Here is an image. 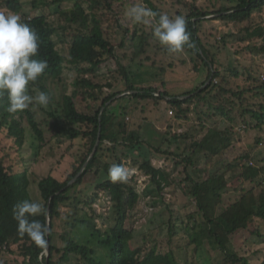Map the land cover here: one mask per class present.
I'll list each match as a JSON object with an SVG mask.
<instances>
[{
    "label": "trees",
    "instance_id": "16d2710c",
    "mask_svg": "<svg viewBox=\"0 0 264 264\" xmlns=\"http://www.w3.org/2000/svg\"><path fill=\"white\" fill-rule=\"evenodd\" d=\"M42 1L45 13L28 16L23 14L24 4L21 0H0V7L14 15L0 14V52L4 55L0 63V76L4 82L7 72L5 68L10 59L15 61L16 56L6 44L13 29L24 30L21 47L29 62L24 64L25 70L31 73L33 66H37L42 75L36 81H41L46 75L61 80L67 62L73 66L87 65L91 71L88 74H80L75 83L76 91L64 94L60 101L54 99L44 84L39 86L48 100L49 108L43 109V112L47 115L46 123L50 132L73 143L80 141L82 147L65 179H58L50 174L39 180L38 189L44 204L38 212L30 196L27 172L14 173L11 167L5 165L6 156L0 157V251L18 245L23 264H67L71 257L76 259V264H157V258L165 264H178L173 250L181 249L171 243L172 226L169 230L168 251H161L158 241L154 242L149 251L142 247H132L134 232L126 226L130 213L138 206L143 195L150 197L154 194L160 195L163 191L159 180L160 169L153 163V158L171 160L170 157L174 156V153L169 149L164 150L161 146L156 147L136 134L131 135V124L126 120V107L121 106L119 102L125 99L153 100L158 106L160 101H165L168 106L174 108L177 119L186 121L192 113L191 105L205 102L210 110L215 111L214 116L222 117L224 124L233 122L235 113H240L243 118L249 117L255 128L264 130V80L253 75L247 68L244 73L228 68L223 75L216 70L215 58L203 46L199 36L201 24L209 19V16H214L216 20L243 24L252 20L255 13H264V0H225V3L230 5L222 4L220 8L215 5L213 10L198 6V0H176L187 13L179 14L182 18L179 29L171 34V37L176 45L195 56L208 68L209 75L204 82V88H192L175 96L165 90L160 92L153 88L136 89L129 72L118 62L122 80L126 84L125 91L132 93L121 98L116 97L125 91H112L113 84L104 83L103 78L96 74V69L108 58L115 57V47L109 38L110 30L122 29L132 40L139 39L136 58L145 53V47L149 45L147 36H139L138 25L131 32L127 24H122L126 18L125 6L116 7L119 0ZM85 1H95L91 11L84 7ZM68 2H73L74 6L62 9ZM145 2L149 4L157 25L168 31L161 11L149 0ZM38 6L39 2L34 1L33 7ZM52 9L55 10L54 14L66 17L71 25H77L69 60L60 53L54 40L56 29L48 19ZM244 32V35L236 37L240 42L249 43L244 50L264 55V22L246 27ZM256 38L261 40V44L252 43ZM229 76L231 78H228ZM243 76H246V84L243 87H231L232 78ZM218 78L220 83L215 82ZM209 80L211 81L207 84ZM22 81H27V77L22 76ZM162 85L166 88V83ZM28 86L32 88L34 85L28 83ZM30 93H33V89H30ZM185 96L190 97L183 98ZM32 108L26 106L21 96L17 97L13 90L0 93V126L5 127L8 136L22 148L26 130L21 120L26 119L41 150L46 145L45 134ZM243 122L249 125L247 120ZM99 135L97 152L88 162ZM174 137L179 140L188 138V135L180 134ZM165 141H169L168 136L164 138L163 143ZM121 148L145 151L141 162H132V167L138 168L150 179L152 187H147L143 193L139 192L137 176L124 177L125 165L118 154ZM191 148L193 153L199 152L200 143L194 141ZM218 155L217 151L211 154L212 157ZM250 160V153L244 152L225 166L222 172L210 174L208 179L200 182L195 181L189 172L185 171L186 181L192 184L189 193L197 206V212L189 216L195 225H186L184 228L189 235V246L194 245L195 251H198L205 240L211 241L224 254L218 264H250L246 257L234 250L232 237L248 230L260 236L256 223L264 221V189L259 194H256V191L264 183V166H251ZM184 161L193 164L191 156L184 157ZM86 162L88 164L82 171ZM236 171H239V176H236ZM80 172L82 173L77 178ZM228 173H231V178L227 177ZM90 178L94 182L85 184ZM73 179L76 181L69 185ZM246 182L252 184L250 189H244ZM231 186L235 187V191L241 189L243 194L232 205L227 206L223 192ZM88 193H92L91 196ZM101 193L110 198L116 214L115 224L105 231L97 227L95 212L92 210ZM67 205L71 212L65 218L67 222H64V225L67 228L60 236L64 242L60 246L57 242V236L60 235L57 226L63 217L62 208ZM82 205L90 210H85ZM243 206L244 213L241 216L228 217L232 209L241 210ZM48 209L51 220L49 255L46 253ZM9 227L15 230L9 231ZM68 228L71 230L68 231ZM261 264H264V261Z\"/></svg>",
    "mask_w": 264,
    "mask_h": 264
},
{
    "label": "rangeland",
    "instance_id": "374dc122",
    "mask_svg": "<svg viewBox=\"0 0 264 264\" xmlns=\"http://www.w3.org/2000/svg\"><path fill=\"white\" fill-rule=\"evenodd\" d=\"M21 1L24 4L23 14L34 16L45 13L41 5L42 0ZM34 1L39 2L38 8L33 7ZM93 2H84L87 11L92 10ZM149 2L161 11L168 31L157 25L152 10L145 0H119L116 7L125 6L124 16L126 18L122 24H127L131 28V32L138 25L139 36L143 34L147 36L149 45H146L145 53L136 58L135 52L139 49V39L132 40L131 36L122 29L116 28L114 31H108L105 28L115 47V57L108 58L101 67L96 69V74L103 78L104 83L113 84L112 91L116 92L126 90L118 62L127 69L136 89L153 88L160 92L165 90L175 96L186 93L192 88H204V82L207 81L209 75L208 68L195 56L176 45L171 37V34L176 33L179 29L182 19L179 14L187 13L185 8L179 6L176 0H149ZM196 4L210 10L216 6L220 8L222 4L230 5L225 3V0H198ZM73 6V2H68L62 6V9H69ZM54 12L55 10L52 9L51 15H48L50 24L56 29L54 40L60 53L69 60L73 37L78 28L77 25H71L66 17L54 14ZM0 14L14 16L2 7H0ZM208 18L202 22L199 36L203 46L215 58L216 70L224 75L228 68L236 69L241 73H244L247 68L253 75L264 80V55L244 50L249 43L236 39L238 35H244L246 27L264 22V13H255L252 20L243 24L216 20L212 15ZM23 34L24 30L13 29L12 36L7 40V46L16 57L15 61L10 59L8 68H5L7 72L4 82L0 76V93L13 90L17 97L21 96L26 106L33 107L37 121L41 124L45 134L46 145L43 149H39V142L27 120L22 119V126L26 130L22 148H19L15 140L8 136V130L0 126V157L6 156L5 165L11 167L14 173L27 172L30 181V196L33 205L36 204V212H38L44 204L38 189L39 180L50 174L58 179H65L71 172V165L77 160L82 147L80 141L73 143L67 138L56 137L50 132L46 123L47 115L43 112V109L49 108L48 100L39 86L44 84L54 99L60 101L64 94H72L76 91L75 83L78 76L88 74L91 69L87 65L76 64L73 66L67 62L61 80H55L46 75L41 81H36L42 75L39 68L33 66L31 73H27L25 70L24 64L29 62L21 47ZM252 43L261 44V40L256 38ZM3 58L4 55L0 52V63ZM22 76H26L27 81H22ZM245 81L246 76L232 78L230 80L231 87L234 89L243 87L246 84ZM215 82L220 83V78ZM28 83L34 86L30 88ZM163 83H166V88L163 87ZM30 89H33V93H30ZM127 94L132 93L125 91L121 97ZM119 103L126 107V120L131 124L129 128L131 135L136 134L152 142L154 146H161L164 150L169 149L174 153V156L170 157L171 160L153 158V163L160 169L159 180L163 191L160 195L154 194L150 197L143 195L138 206L130 213L126 226L134 232L135 238L132 247H142L145 251H149L154 242L158 241L160 250L168 251L169 230L172 226L171 243L181 249L180 251L173 250L178 264H218L224 258V254L211 241L205 240L204 245L198 251H195L194 245L189 246V235L184 228L186 225H195L189 216L197 212V206L189 193L192 184L186 181L185 171L187 170L195 181H204L209 178L210 174L222 172L225 166L235 161L244 152L250 153L249 163L251 166H264V130L255 128L254 122H251L249 117L243 118L240 113H235L233 122L229 121L224 124L222 117L214 116L215 111L210 110L205 102L191 105L192 113L189 115L188 121L177 119L176 111L165 101H160L158 106L153 100L125 99ZM170 111H173L174 114H171ZM244 120H247L249 125H245ZM180 134H187L188 138L175 139L174 136ZM166 136L169 141L163 143ZM194 141L200 143L197 153H193L191 148ZM214 151H217L219 155L212 157L211 154ZM144 152L140 149L131 151L126 148H121L118 151L125 165L124 177L137 176L140 193H143L147 187H152L150 179L138 168L132 167L134 160L142 161ZM186 156L192 157L193 164L190 165L184 161ZM236 176H239V171H236ZM227 177L231 178V173H228ZM91 178L93 177L91 176ZM91 178L85 184L89 185L94 182ZM243 187L250 189L252 184L246 182ZM263 189L264 183L258 187L256 194H259ZM91 194L89 195L91 196ZM242 194L241 189L235 191V187L231 186L230 189L223 192L225 204L232 205ZM83 207L85 210H90L88 207ZM92 210L95 212V223L99 229L105 231L115 224L116 214L113 204L110 198L103 193L93 204ZM62 212V220L57 226L60 234L57 236V242L60 246L64 243L60 236L67 228L64 225V222H67L65 218L71 212L69 205L62 208ZM243 213L244 206L241 207V210L234 208L228 217H238ZM170 220H172L171 225ZM256 226L260 236L254 235L248 230L232 237L234 250L246 257L250 264H261L264 261V221L257 222ZM11 229L15 230L9 227V231ZM69 230L71 229L68 228ZM79 235L83 237L82 234ZM18 247V245H12L11 249L0 251V264H23ZM156 263L165 264L158 258ZM67 264H76V259L71 257Z\"/></svg>",
    "mask_w": 264,
    "mask_h": 264
},
{
    "label": "water",
    "instance_id": "95a60500",
    "mask_svg": "<svg viewBox=\"0 0 264 264\" xmlns=\"http://www.w3.org/2000/svg\"><path fill=\"white\" fill-rule=\"evenodd\" d=\"M121 96H122V95H118L116 98H119V97H121ZM187 97H190V96H185V97H183V98H187ZM99 144H100V135H99L98 140H97V142H96V145H95V147H94V149H93V152H92V154L90 155V157H89V159H88V162H89V161L94 157V155L96 154ZM88 162H86V164H85L84 168L82 169V171L85 169V167L87 166ZM81 173H82V172H80V173L78 174L77 178L81 175ZM77 178H76V179H77ZM76 179H73V180L70 182L69 185L73 184V183L76 181ZM47 216H48V222H47L48 245H47V250H46V252H47V254L49 255V250H50V239H49V235H50V221H51L50 218H49V209H48V211H47Z\"/></svg>",
    "mask_w": 264,
    "mask_h": 264
},
{
    "label": "built area",
    "instance_id": "2783aa9c",
    "mask_svg": "<svg viewBox=\"0 0 264 264\" xmlns=\"http://www.w3.org/2000/svg\"><path fill=\"white\" fill-rule=\"evenodd\" d=\"M170 113H171V114H173V112H172V111H170Z\"/></svg>",
    "mask_w": 264,
    "mask_h": 264
}]
</instances>
